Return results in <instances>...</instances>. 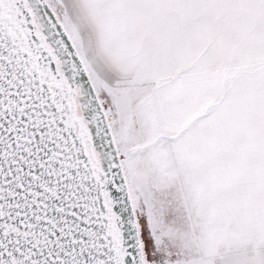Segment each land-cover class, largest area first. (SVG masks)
<instances>
[{"label": "snow or ice", "instance_id": "snow-or-ice-1", "mask_svg": "<svg viewBox=\"0 0 264 264\" xmlns=\"http://www.w3.org/2000/svg\"><path fill=\"white\" fill-rule=\"evenodd\" d=\"M0 264H264V0H0Z\"/></svg>", "mask_w": 264, "mask_h": 264}]
</instances>
